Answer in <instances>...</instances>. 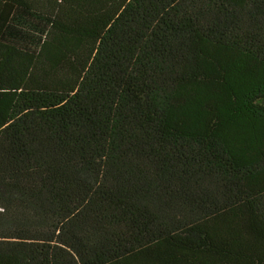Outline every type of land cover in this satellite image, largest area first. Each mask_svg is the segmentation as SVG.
Listing matches in <instances>:
<instances>
[{"label": "trees", "instance_id": "obj_1", "mask_svg": "<svg viewBox=\"0 0 264 264\" xmlns=\"http://www.w3.org/2000/svg\"><path fill=\"white\" fill-rule=\"evenodd\" d=\"M0 264H264V0H0Z\"/></svg>", "mask_w": 264, "mask_h": 264}]
</instances>
